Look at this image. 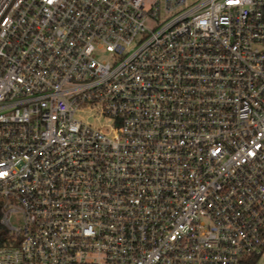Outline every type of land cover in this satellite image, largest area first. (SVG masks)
<instances>
[{"label": "built area", "instance_id": "2783aa9c", "mask_svg": "<svg viewBox=\"0 0 264 264\" xmlns=\"http://www.w3.org/2000/svg\"><path fill=\"white\" fill-rule=\"evenodd\" d=\"M0 264H264V0H0Z\"/></svg>", "mask_w": 264, "mask_h": 264}, {"label": "rangeland", "instance_id": "374dc122", "mask_svg": "<svg viewBox=\"0 0 264 264\" xmlns=\"http://www.w3.org/2000/svg\"><path fill=\"white\" fill-rule=\"evenodd\" d=\"M103 57L101 58V60H107L108 59V55L107 54H104L102 55ZM95 116L93 115V113H85V114H79L78 115V118L79 120L81 121H84V122H88V123H91L93 125H98V124H103V123H107L106 120H101V121H97L95 118Z\"/></svg>", "mask_w": 264, "mask_h": 264}]
</instances>
